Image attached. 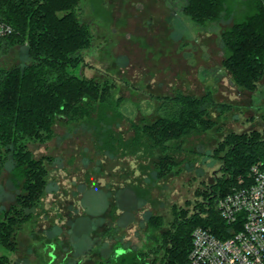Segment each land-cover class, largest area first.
Masks as SVG:
<instances>
[{
    "label": "rangeland",
    "instance_id": "rangeland-1",
    "mask_svg": "<svg viewBox=\"0 0 264 264\" xmlns=\"http://www.w3.org/2000/svg\"><path fill=\"white\" fill-rule=\"evenodd\" d=\"M182 4L81 0L76 12L92 41L73 72L113 85L125 118L113 126L112 146L97 136L94 125L65 120L53 126L49 141L28 144L35 159H48L49 185L34 217L17 234L15 248L0 247L5 264H106L126 250L160 264L152 250L174 213L191 215L221 177L225 137L264 135V80L254 93L236 88L221 66L219 30L227 24L200 30L181 16ZM178 94L209 95L214 125L173 144V162L160 173V150L146 142L128 148L117 139L127 144L135 127L152 123L164 100ZM11 167L8 162L0 173V210L22 192L10 181ZM150 218L163 225L152 228Z\"/></svg>",
    "mask_w": 264,
    "mask_h": 264
},
{
    "label": "trees",
    "instance_id": "trees-1",
    "mask_svg": "<svg viewBox=\"0 0 264 264\" xmlns=\"http://www.w3.org/2000/svg\"><path fill=\"white\" fill-rule=\"evenodd\" d=\"M181 16L194 27L219 30L222 69L232 84L254 93L264 80V0H182ZM81 0H0V20L12 26V35L0 40V173L11 162L10 181L21 194L0 210V247L12 251L17 234L33 217L49 182L45 161L35 159L29 143H45L53 126L63 120L94 125L97 136L112 146L113 126L125 115L115 87L74 74L82 53L92 41L88 25L76 12ZM15 54L10 60L9 56ZM7 58V59H5ZM209 95L195 98L178 94L166 98L150 124L135 127L129 148L146 142L163 154L160 173L169 170L178 140L212 128ZM95 116V117H94ZM116 141V140H115ZM221 177L207 190L191 215L174 213L170 226L152 250L160 264H188L191 234L202 228L218 237L229 236L217 201L247 181L250 168L264 161V135L258 131L229 133L221 144ZM168 162V163H166ZM149 225L163 223L150 218ZM155 264V261L151 262ZM131 250L117 253L106 264H151ZM0 264L5 262L0 258Z\"/></svg>",
    "mask_w": 264,
    "mask_h": 264
},
{
    "label": "built area",
    "instance_id": "built-area-1",
    "mask_svg": "<svg viewBox=\"0 0 264 264\" xmlns=\"http://www.w3.org/2000/svg\"><path fill=\"white\" fill-rule=\"evenodd\" d=\"M13 31L0 20V40ZM239 185L216 203L230 235L194 229L188 264H264V161L254 164Z\"/></svg>",
    "mask_w": 264,
    "mask_h": 264
},
{
    "label": "water",
    "instance_id": "water-1",
    "mask_svg": "<svg viewBox=\"0 0 264 264\" xmlns=\"http://www.w3.org/2000/svg\"><path fill=\"white\" fill-rule=\"evenodd\" d=\"M117 253H118V251H117Z\"/></svg>",
    "mask_w": 264,
    "mask_h": 264
}]
</instances>
